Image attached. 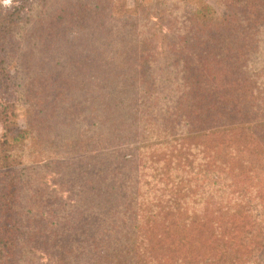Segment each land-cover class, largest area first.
<instances>
[{"label": "rangeland", "instance_id": "rangeland-1", "mask_svg": "<svg viewBox=\"0 0 264 264\" xmlns=\"http://www.w3.org/2000/svg\"><path fill=\"white\" fill-rule=\"evenodd\" d=\"M223 125L264 159V0H0V167L55 212L42 207L55 226L37 230L57 244L31 243L23 264L104 252L108 221L78 224L90 190L128 176L114 171L124 155Z\"/></svg>", "mask_w": 264, "mask_h": 264}, {"label": "trees", "instance_id": "trees-1", "mask_svg": "<svg viewBox=\"0 0 264 264\" xmlns=\"http://www.w3.org/2000/svg\"><path fill=\"white\" fill-rule=\"evenodd\" d=\"M234 128L216 126L176 144H159L149 152L156 155L152 160L122 156L114 171L128 176L109 183L102 178L99 187L90 190L97 205L78 223L93 230L100 228L102 219L108 221L113 235L102 237L104 252L92 256L46 250L47 255L57 254L51 255L54 264H245L250 258L264 264V159L252 162L241 155L242 147L230 138ZM191 154L200 156L201 166ZM104 158L103 169L108 165ZM8 168L0 167V184H10L0 188V264H23L31 243L57 244L37 230L55 226L53 218L42 219L41 208L52 216L55 212L31 191L25 172L16 177ZM28 255H34V249Z\"/></svg>", "mask_w": 264, "mask_h": 264}]
</instances>
